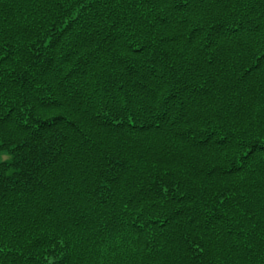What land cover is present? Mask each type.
<instances>
[{
	"label": "trees",
	"instance_id": "obj_1",
	"mask_svg": "<svg viewBox=\"0 0 264 264\" xmlns=\"http://www.w3.org/2000/svg\"><path fill=\"white\" fill-rule=\"evenodd\" d=\"M0 264H264V0H0Z\"/></svg>",
	"mask_w": 264,
	"mask_h": 264
},
{
	"label": "rangeland",
	"instance_id": "obj_2",
	"mask_svg": "<svg viewBox=\"0 0 264 264\" xmlns=\"http://www.w3.org/2000/svg\"><path fill=\"white\" fill-rule=\"evenodd\" d=\"M10 155L7 152L0 151V161L8 159Z\"/></svg>",
	"mask_w": 264,
	"mask_h": 264
}]
</instances>
